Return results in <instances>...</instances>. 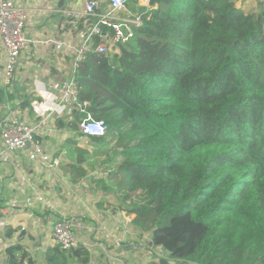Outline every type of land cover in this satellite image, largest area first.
Wrapping results in <instances>:
<instances>
[{
    "label": "trees",
    "instance_id": "16d2710c",
    "mask_svg": "<svg viewBox=\"0 0 264 264\" xmlns=\"http://www.w3.org/2000/svg\"><path fill=\"white\" fill-rule=\"evenodd\" d=\"M137 4L126 1L142 21L134 38L75 74L79 100L107 125L92 141L117 148L133 229L161 251L151 264H264V9ZM74 159L76 180L88 155ZM42 261L14 245L0 264H87L89 253L53 248Z\"/></svg>",
    "mask_w": 264,
    "mask_h": 264
},
{
    "label": "crops",
    "instance_id": "0c3cea01",
    "mask_svg": "<svg viewBox=\"0 0 264 264\" xmlns=\"http://www.w3.org/2000/svg\"><path fill=\"white\" fill-rule=\"evenodd\" d=\"M14 1L27 13L25 35L29 40L54 38L73 44L81 41L80 36L85 31L83 19L65 17L63 11H82L90 0ZM96 1L98 11L109 9L108 0ZM236 1L244 0H234L235 5ZM148 2L138 0L137 6L148 7ZM258 2L264 5V0ZM128 14L139 15L126 5V12L119 16ZM3 61L4 48L0 40L1 66ZM78 65H74L72 56L59 54L52 47L30 43L21 53L12 88H0V119L14 115L34 127L36 139L50 154V163L56 164L55 168H46L29 161L22 152L0 161V260L8 247L21 245L37 263H43L46 252L54 248L50 229L62 216L74 218L82 226L79 239L94 243L93 249H86L89 253L87 264L116 261L115 264H138L137 257L142 255L138 248L144 244L145 237L149 238L147 234L140 236L133 229L134 215L128 213L129 203L124 200L126 182L116 175L115 169L111 168L113 171L108 176L92 175L95 169L105 170L107 166L93 165L87 171L85 165L93 162V156L79 150L82 146L78 140L96 144L92 141L94 138L79 133L78 123L84 118L83 112L73 110L70 114L41 118L33 111V102H41L46 96H58L50 89L53 83L67 78L76 82ZM104 147L99 149L97 146L96 153H101ZM78 151L87 153L88 160L81 166L85 173L75 180L67 168L76 165L74 158ZM104 153L109 154L108 151ZM111 153L107 163L117 160ZM115 239L121 240L117 249L113 247ZM145 258L153 259V256L147 253Z\"/></svg>",
    "mask_w": 264,
    "mask_h": 264
},
{
    "label": "built area",
    "instance_id": "2783aa9c",
    "mask_svg": "<svg viewBox=\"0 0 264 264\" xmlns=\"http://www.w3.org/2000/svg\"><path fill=\"white\" fill-rule=\"evenodd\" d=\"M127 0H108L109 9L98 11L96 0L87 1L82 11H63L64 16L74 20L84 21L85 31L81 34V41L73 44L64 40L45 38L38 41L29 40L25 35L28 16L25 10L14 0H0V40L4 48V61L0 65V88L10 90L21 53L30 43L52 47L59 54L73 57L74 65L85 60L89 54L111 56L119 54L120 46L126 45L134 38L135 32L141 27L140 14H128L119 16L126 12ZM51 91L57 92V97L46 96L41 102H33V111L38 117L46 118L52 114H70L73 110H80L84 118L78 123L81 136L87 138H104L107 133V125L103 120H95L88 111L89 104L80 102L78 99V88L72 78L55 82L50 86ZM25 153L27 159L44 165L46 168H55V163H50V154L44 148L41 141L35 137V128L25 123L14 115H8L0 119V161L6 160L15 153ZM113 170L111 168L95 169L94 176H108ZM82 226L74 218L62 216L53 223L50 233L54 248L70 253L82 246L85 250L93 249L94 243L79 239ZM89 233L88 228L85 229ZM140 246V253L145 257L148 253L157 262L162 257L160 250L148 245ZM115 249L121 246V240H113ZM86 250V251H87ZM115 260L114 256H111Z\"/></svg>",
    "mask_w": 264,
    "mask_h": 264
},
{
    "label": "rangeland",
    "instance_id": "374dc122",
    "mask_svg": "<svg viewBox=\"0 0 264 264\" xmlns=\"http://www.w3.org/2000/svg\"><path fill=\"white\" fill-rule=\"evenodd\" d=\"M236 6L239 7L244 13H254V14H257L258 12L263 11V7L262 6H264V5H263V3L258 2V0H244V1H241V2H237L236 1ZM78 141H79L80 145L82 146V148L79 149V150L88 152V153H90L93 156L92 157L93 162L90 163L89 165H85L86 168H87V171L93 165H98V167H105V166H107L106 168L109 167V168H113V170L115 169L114 161H111V163H107V160L109 158L108 156H110L109 154L111 152H115L117 150V148H115V146L113 145V141H111L109 139L106 140V144L107 145L103 148V151H101V153H98V154L96 153V148H97L96 145H93L89 141L82 140L81 138H79ZM106 151L109 152L108 155H106V153H104ZM93 178H94V176H93ZM146 243H147V239L145 237L144 238V244H146ZM137 261H138V264H151V263H156V261L154 259H152V258L151 259H147L143 255H139L137 257ZM116 262H112V264H115Z\"/></svg>",
    "mask_w": 264,
    "mask_h": 264
}]
</instances>
